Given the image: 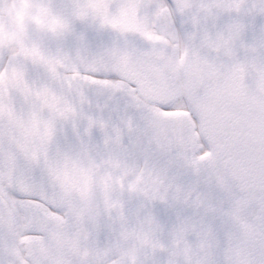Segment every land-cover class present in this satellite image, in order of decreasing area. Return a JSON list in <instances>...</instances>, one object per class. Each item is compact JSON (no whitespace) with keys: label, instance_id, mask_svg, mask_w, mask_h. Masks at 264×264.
<instances>
[{"label":"snow or ice","instance_id":"obj_1","mask_svg":"<svg viewBox=\"0 0 264 264\" xmlns=\"http://www.w3.org/2000/svg\"><path fill=\"white\" fill-rule=\"evenodd\" d=\"M0 264H264V0H0Z\"/></svg>","mask_w":264,"mask_h":264}]
</instances>
